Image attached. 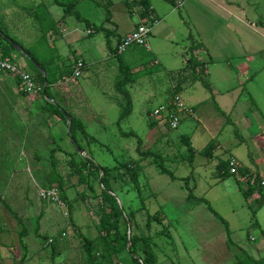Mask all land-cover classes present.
I'll list each match as a JSON object with an SVG mask.
<instances>
[{"label": "rangeland", "instance_id": "rangeland-1", "mask_svg": "<svg viewBox=\"0 0 264 264\" xmlns=\"http://www.w3.org/2000/svg\"><path fill=\"white\" fill-rule=\"evenodd\" d=\"M77 1L75 9L91 28L114 27L112 31L118 28L124 33L140 21L137 12H133V7L126 0H111L109 9L113 23L111 19L110 22L105 21L108 0ZM149 1L160 18L173 7L169 0ZM37 8H41L46 27L53 28L47 29L45 41L41 40V25L33 15V10ZM245 8L246 22L264 20V0H246ZM165 19L172 35L161 38L153 24L149 49L130 48L121 55L140 78L126 86L133 108L131 114L121 121L120 129L135 132L143 141L142 150L159 153L165 167L177 178L175 181L160 174L151 158L138 155L135 138L122 137L118 131L116 121L125 100L115 91V83L121 75L117 59L112 54L108 56L105 32L101 30L86 35L90 28L85 21H77L72 16L64 17L52 0H0L2 32L24 48H31L33 56L48 75L53 65L61 72L71 73L64 76L66 81L62 77L59 82L50 85L51 92L56 100L57 97L62 99L64 106L60 105L67 112L81 116V119L77 118L86 132L95 138V142H87L78 135L84 154L75 151L67 135V125L43 111L45 99L34 70L22 53L11 52L8 57L11 62L35 77L40 89L32 95L22 93L14 81L17 86L12 89L11 95L0 86V118L11 116L12 110L7 108V104L17 100L19 106L13 112L16 111L17 116L22 115L21 119H27L26 124L39 122L37 116H43V122L38 127L43 140L40 142L41 149L22 156L24 164L18 166L15 172L0 171V264H90L81 237L98 238L103 207L99 178L95 172L88 174L84 163L86 157H92L98 165L111 169L110 187L124 211L120 230L125 232V217L132 211L133 216L129 219L131 235L149 236L157 264H237L238 260H246V256L256 260L264 257V204L253 217V207L248 202H252L254 196L247 199L240 189H246L247 181L239 177L236 182L234 176L221 180L216 168L218 161L229 159L235 160L238 165L250 166L252 142L249 146L236 138L237 129L230 120L237 118L238 114L225 117L217 112L213 100L209 99V92L201 83L195 82L191 74L186 76L184 73L187 70L183 72L182 67L177 68L182 66L181 55L172 53L175 44L171 41L175 38L180 44L186 29L191 31L183 10L177 8ZM189 33L192 35V31ZM181 49L177 48V52ZM73 52L82 53L89 62L88 68L77 78L72 76L73 63L70 62ZM262 71L260 79L264 78V69ZM173 84H177L178 96L191 110L190 115H185L176 130L158 124L150 128L149 124L153 121L150 112L170 102ZM0 85H3L1 77ZM247 86L251 88L252 85L248 83ZM254 95L264 110L263 96ZM246 98H250L248 93L240 96L241 106L246 105ZM29 101L34 106L31 111L25 109ZM197 102L199 104L192 106ZM71 105L77 108H71ZM204 125L211 129L220 128L218 132L211 130L214 135L216 132L219 147L213 159L196 155L190 164L184 158L186 146L181 137L187 136L192 146L201 147L209 138L204 133ZM48 129L52 130L49 133L54 135L52 139L48 136ZM49 148L56 149V171L63 180L70 210L67 203L60 199V191L49 184L53 176ZM122 164L129 165L137 173V185L130 180ZM190 173L189 187H195L193 195L204 198L214 212L226 221L229 238L224 224L208 210L205 203L186 201L188 191L179 178ZM41 190L57 191L59 200L56 203L42 200L39 196ZM104 210L109 212L106 204ZM147 214L153 216L149 231L145 227ZM22 230L24 237H21ZM142 249V244L137 246L140 258H144ZM130 258L127 252H122L113 259V264H132Z\"/></svg>", "mask_w": 264, "mask_h": 264}, {"label": "crops", "instance_id": "crops-1", "mask_svg": "<svg viewBox=\"0 0 264 264\" xmlns=\"http://www.w3.org/2000/svg\"><path fill=\"white\" fill-rule=\"evenodd\" d=\"M173 1L174 5L171 10H168L167 15L161 16V18L157 15L155 9L151 7V18L154 20L156 34L160 35L161 38L172 35V30L166 24L165 17L174 13L177 8L183 10L184 15L189 20V28H191L194 41L202 45L193 54L196 60L204 65L202 68L203 75L210 83L211 93L209 92L208 95L209 99L214 102V109L217 112L219 111L221 115V112H223L225 117L238 114L237 118L230 120V123L237 129L238 137L236 138H239L240 143L245 141L249 146L252 144L250 166L241 165V163L237 164L238 167H243L247 170L246 176L241 177L238 174L234 175V177L237 181H239V177L246 181L256 175L259 178L264 177V110L254 95L260 94L264 98V78L260 79L259 77L264 69V27H261L259 22H264V20L259 19L255 23L246 22V0ZM111 23H113L112 19ZM88 30L94 33L93 30ZM118 30L116 28L114 31L116 36L110 38L112 47L116 45L119 39L132 31L121 33ZM191 31L186 29V33L182 35L183 39L179 37L181 39L180 44L177 43L175 38L171 41L175 44V48L171 49L172 53L181 55L182 66L177 67L179 69L181 67L184 68L189 58L187 48L190 45V41L187 40V36ZM177 48L182 49L177 52ZM108 56H110L109 53ZM78 59L83 60L85 68H88L89 62L82 53L73 52V59L70 63ZM184 74L187 76L191 73L188 71ZM1 78L3 85L0 86L4 87L12 95V89L17 86L14 82L15 80L8 75H3ZM248 83L252 85L251 88L246 87ZM183 86L184 83H182L181 87ZM243 93H248L250 97L246 98V107L244 105L241 106L239 103L240 96ZM57 100L59 104L64 106L60 97H57ZM32 103L29 101L25 109L31 111L34 107ZM196 104L199 103H193L192 106ZM18 106L17 100L11 101L7 104V108L12 110L11 116L9 118H0V171L2 172H15L18 166H23L22 156L24 157L26 152L33 153L41 149L42 146L40 142L43 137L38 127L40 126L39 123L43 122V116H37V121L39 122L34 123L31 118L32 125L30 122L26 124L28 123L27 119H21L22 115L19 114L17 116L16 111L13 112V109L18 108ZM70 107L77 108L72 105ZM74 116L81 119L79 115ZM51 118L56 117L51 116ZM214 123L220 125V123ZM205 126L203 130L209 136L206 141L208 143L205 142L201 147L193 146V148L196 151H200L210 143H214L216 145L213 153L214 158L216 155L215 151L219 145L216 143V132L214 135L211 130L217 131L220 128L212 127L211 129ZM51 131V129H48L50 139L54 137V135L51 136L49 134ZM250 142L252 143L250 144ZM50 149L48 150L49 155ZM219 162L221 161H218L217 164ZM1 196L2 194L0 193V198ZM252 196H254V199L258 197L257 193H254L246 198L249 199ZM248 203L250 204L251 202L249 201Z\"/></svg>", "mask_w": 264, "mask_h": 264}, {"label": "trees", "instance_id": "trees-1", "mask_svg": "<svg viewBox=\"0 0 264 264\" xmlns=\"http://www.w3.org/2000/svg\"><path fill=\"white\" fill-rule=\"evenodd\" d=\"M52 1L55 6H57L58 8L62 10V14L64 17L72 16L77 21L84 20L87 25V28L92 29L94 32H98L101 30L105 32L106 47L108 49V53L112 54L117 59L118 70L121 75V77L115 83V91L119 93L120 95H122L125 100V105L123 106L121 110L118 120L116 121V126L118 128V131L122 137H126V138L133 137L136 139V144H137L136 152L138 153V155H140L141 157H145V158H151L153 161V164L155 165V168L159 171L160 174L168 176L172 181L177 180L174 173L165 167L164 161L159 153L142 150L141 147H142L143 141L137 136L135 132L133 131L123 132L120 129L121 121L131 114L132 108H133L132 98L126 86L129 84H133L137 79L140 78V75L134 74L132 72L131 67L128 66L124 62V60L122 59V56L120 54H117L116 50L111 46L110 38L116 36L114 35V31L105 29L102 26L91 28V25H89L87 20L83 19L80 13L75 9L78 4L77 0H69V1L52 0ZM169 2L172 5H174L173 0H169ZM111 4H112L111 0H108L106 3L107 17L105 21L107 22H110V19H111V12L109 9ZM151 14H152V8L150 6V1L142 0L141 9L139 10L140 18L142 20L148 19L150 22L153 23L154 20L151 18ZM33 15L39 21L41 25V30H42L41 40L45 41L47 29H53V28L46 27L44 17L41 12V8H37L35 11L33 10ZM259 25L261 27H264V22L260 21ZM120 40L121 39H119L117 43H119ZM187 40L190 41V45L187 48V51L189 53V58L184 68L182 69V71L183 72H185L186 70L190 71L193 80L199 81L201 85L208 92L211 93L210 83L207 79H205L203 75L202 68L204 67V65L203 63L197 61L193 54L195 51L200 49L202 45L194 41L191 33L188 34ZM14 44L21 48V51L23 52L22 57H24L26 61H28L29 65L34 70L40 82L41 93L45 99L43 107H42L43 111L49 114L50 116L56 117L57 119L62 121L63 124L67 125V129H68L67 135L70 138L75 148V151L77 152L84 151L83 147L81 146L78 140V135H81L84 139L87 140V142L89 141L95 142V138H93L86 132L85 127L82 124L80 119H78L76 116H73L71 113L67 112V110L59 104V102L55 98V95L51 92V88H50V85L56 84L60 78L64 77L66 74L70 75L71 73L69 74L68 72H61L60 68H58L56 65L55 66L53 65V66H50L49 75H48L44 67L33 56L31 48L29 49L24 48L23 46H21V44L17 43L15 40L8 37L0 29V59H5V58L10 57L11 52L21 53V52H18ZM25 54H27L28 57H26ZM41 71H43L44 74ZM151 73H153V71H151ZM33 78L36 82V78L35 77ZM15 82L18 84L17 80H15ZM176 91H177V85H176ZM172 96H173V93H172ZM172 96L170 97V99L172 98ZM221 113L224 115L223 112ZM65 115L69 116V124L65 118ZM157 124L158 122L153 120L149 124V127L153 128L157 126ZM235 136L238 137L237 133L235 134ZM181 139H182V143L184 144V146H186L184 158L188 163L191 164L196 155H201L208 159L213 158V153L216 148V145L214 143H210L204 149L200 151H196L193 148L189 137L182 136ZM55 150H56L55 148H52L50 150V159H51V165L53 168V174H52L53 176L49 184L50 186L53 184V186L56 187L58 191H60V199L63 202L67 203L68 201H67L64 188H63V180L61 179L60 175L56 171V164L54 160ZM230 160L231 159H229L228 161L227 160L221 161L216 165L218 178L221 180H225L226 178H229L231 176L238 175V174L241 177H245L247 174V170L243 167L237 166L236 174H233L230 172V166H229ZM69 161L71 164L72 159L70 158ZM84 163L89 170L88 174H91V173L93 174V172H95V175L99 178V182L102 187L100 195H101L103 210H102V214L99 219L98 238L89 239L86 237H81L83 241L82 246H83L86 256L88 257L90 264H113V259L118 258L119 254H121L122 252H125V253L127 252L130 255L131 257L130 260L132 264H157L155 254L151 250V240L149 236H144V235L132 236L131 235V224H130L129 219L131 216H133L132 211L128 214V216L125 217L126 218L125 232L122 233L120 230V220L122 218L124 211H123V208L118 205L117 200L113 196V191L111 190V187H110V181H111V178L113 177L111 173V169L107 166L98 165L92 159V157H86L84 160ZM121 167L125 169V172L130 177V180L135 185H137V173L132 171L131 167L127 164H122ZM191 175L192 173H190V175L184 178H179L180 180L184 182L186 186V190L188 191V194L186 196V201L187 202L192 201V202H195L196 204L205 203L207 205L208 210L224 224L227 237L229 238V229H228V225L226 221L223 218H221L216 212H214V210L210 207L209 203L204 198H197L193 195V190L195 187L194 186L192 188L189 187V181H190ZM252 178L254 179L253 185H247L246 189L240 187V189L244 197L250 196L254 193L258 194V197L252 200V202L250 203L253 207L252 209L253 217H255V214L258 208L264 204V188L260 186V182H259L260 178L258 177V175ZM236 182L238 181L236 180ZM136 192L141 198L140 191L138 188L136 189ZM105 204H106V209H108L109 212H105L104 210ZM67 205H68V209L70 210L71 209L70 204L67 203ZM152 219H153V216L147 214L146 224H145L147 231L150 230V224H151ZM20 233H21V237L25 236V233L23 234V230ZM228 242H230V240H228ZM141 244L143 246L142 252L144 254V258H140L137 255V246ZM245 258L246 260H238L237 264H249V263L250 264H264V257L260 260L253 259L250 256H246Z\"/></svg>", "mask_w": 264, "mask_h": 264}, {"label": "built area", "instance_id": "built-area-1", "mask_svg": "<svg viewBox=\"0 0 264 264\" xmlns=\"http://www.w3.org/2000/svg\"><path fill=\"white\" fill-rule=\"evenodd\" d=\"M127 3L133 7V12L136 11L139 16V10L141 9L142 0H126ZM136 6V7H135ZM140 21H138L135 28L125 36L121 38L119 43L113 47L117 54H124L128 49L135 47H142L149 49V36L152 31V25L154 22H150L148 19L142 20L139 16ZM92 31H87L86 35H91ZM85 64L83 60L73 61V71L72 76L75 78L79 77L82 71L85 69ZM3 75H8L14 80L18 81L19 90L23 93L32 95L36 93L40 88L36 84L34 78L24 69L16 66L8 58L0 59V77ZM63 80L67 78L63 77ZM171 91L173 93L170 102L165 106H159L150 112V117L154 121L163 127H167L170 130H176L180 125L182 118L181 115H190L191 110L187 108L183 102L180 100L178 93L176 91V85L172 86ZM230 172L233 174L237 173L236 167L237 163L235 160L231 159L229 161ZM260 186L264 188V177L260 178ZM248 185L254 184V179H247ZM39 196L42 200L56 203L59 200L58 193L55 190H41Z\"/></svg>", "mask_w": 264, "mask_h": 264}, {"label": "water", "instance_id": "water-1", "mask_svg": "<svg viewBox=\"0 0 264 264\" xmlns=\"http://www.w3.org/2000/svg\"><path fill=\"white\" fill-rule=\"evenodd\" d=\"M14 46H15V48H16L19 52L23 53V52L21 51V48H20V47H18V46L15 45V44H14ZM25 56L28 57L27 54H25ZM41 72L44 74L43 71H41ZM65 118H66V120H67V122H68V124H69V116H68V115H65ZM78 153H79V154H84L83 151H78ZM113 196L116 198L118 205L121 207V204H120V202H119L117 196H115L114 194H113ZM128 246H129V245H128Z\"/></svg>", "mask_w": 264, "mask_h": 264}]
</instances>
